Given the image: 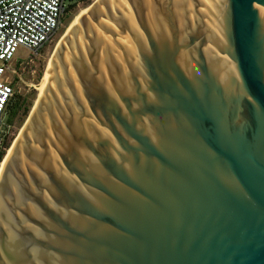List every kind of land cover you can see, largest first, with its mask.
<instances>
[{"label":"water","instance_id":"1","mask_svg":"<svg viewBox=\"0 0 264 264\" xmlns=\"http://www.w3.org/2000/svg\"><path fill=\"white\" fill-rule=\"evenodd\" d=\"M45 63L0 264H264V0H95Z\"/></svg>","mask_w":264,"mask_h":264},{"label":"built area","instance_id":"2","mask_svg":"<svg viewBox=\"0 0 264 264\" xmlns=\"http://www.w3.org/2000/svg\"><path fill=\"white\" fill-rule=\"evenodd\" d=\"M76 2L0 0V163L9 140L5 117L14 95V54L18 48L37 54L55 36Z\"/></svg>","mask_w":264,"mask_h":264},{"label":"rangeland","instance_id":"3","mask_svg":"<svg viewBox=\"0 0 264 264\" xmlns=\"http://www.w3.org/2000/svg\"><path fill=\"white\" fill-rule=\"evenodd\" d=\"M94 2L95 0H77L75 6L70 11V14L62 23L55 36L37 54L33 55L23 48H18L16 50L12 61V66H15V75L13 77L14 95L9 104V108H7L5 117L8 125V144L21 113L40 82L41 75L46 64L45 62L52 45L71 17L79 10L90 7Z\"/></svg>","mask_w":264,"mask_h":264},{"label":"trees","instance_id":"4","mask_svg":"<svg viewBox=\"0 0 264 264\" xmlns=\"http://www.w3.org/2000/svg\"><path fill=\"white\" fill-rule=\"evenodd\" d=\"M74 6H71V8H73ZM8 108H9V105H8Z\"/></svg>","mask_w":264,"mask_h":264},{"label":"bare ground","instance_id":"5","mask_svg":"<svg viewBox=\"0 0 264 264\" xmlns=\"http://www.w3.org/2000/svg\"><path fill=\"white\" fill-rule=\"evenodd\" d=\"M3 160V159H2ZM2 162V161H1ZM0 165H1V163H0Z\"/></svg>","mask_w":264,"mask_h":264}]
</instances>
